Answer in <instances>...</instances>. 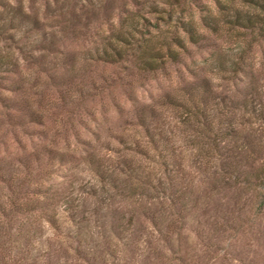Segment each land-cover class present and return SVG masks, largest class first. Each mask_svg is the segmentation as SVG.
I'll return each mask as SVG.
<instances>
[{"label": "rangeland", "instance_id": "obj_1", "mask_svg": "<svg viewBox=\"0 0 264 264\" xmlns=\"http://www.w3.org/2000/svg\"><path fill=\"white\" fill-rule=\"evenodd\" d=\"M0 56V264H264V9L0 0Z\"/></svg>", "mask_w": 264, "mask_h": 264}, {"label": "trees", "instance_id": "obj_2", "mask_svg": "<svg viewBox=\"0 0 264 264\" xmlns=\"http://www.w3.org/2000/svg\"><path fill=\"white\" fill-rule=\"evenodd\" d=\"M247 2H253V4L259 6L260 8L264 9V2L260 0H244ZM260 13L249 11V10H240L238 8H233L230 14L226 15V21L241 25V26H251L255 22L259 21L261 19ZM189 37L194 38L195 33L191 32L190 27H188ZM122 49L111 44L109 49H103L101 52V56L105 58H112L115 55H119L121 53ZM3 57L0 56V63H4Z\"/></svg>", "mask_w": 264, "mask_h": 264}]
</instances>
